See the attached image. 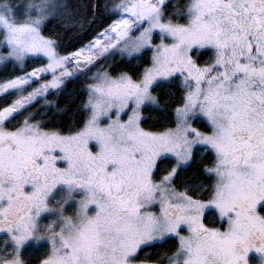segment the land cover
Instances as JSON below:
<instances>
[{
	"label": "snow or ice",
	"instance_id": "obj_1",
	"mask_svg": "<svg viewBox=\"0 0 264 264\" xmlns=\"http://www.w3.org/2000/svg\"><path fill=\"white\" fill-rule=\"evenodd\" d=\"M103 13L66 51L48 25L83 28L68 0H0V69H14L0 79V264H264V0ZM149 52L142 70L111 63ZM81 77L78 124L50 127L48 96ZM145 112L172 126L147 129ZM201 152L210 163L177 186Z\"/></svg>",
	"mask_w": 264,
	"mask_h": 264
},
{
	"label": "trees",
	"instance_id": "obj_2",
	"mask_svg": "<svg viewBox=\"0 0 264 264\" xmlns=\"http://www.w3.org/2000/svg\"><path fill=\"white\" fill-rule=\"evenodd\" d=\"M68 2L73 12L77 13L76 19L83 23V28L81 29L79 24L75 22H66L61 24L58 21H54L52 24L48 25V32L58 39L63 50L75 51L77 48L91 40L97 32L101 31L103 27L107 25V21L104 19L103 7L108 0H97L100 4V9L97 11V19L94 23H87L83 21L84 17H87L89 21L91 20V14L87 5L90 3L94 4V0H68ZM171 3L173 4L172 0ZM183 3L184 0H181L180 4ZM149 58L150 52L143 60H134L130 66L126 67L127 61L121 62L119 56H117L115 60L111 61V63L116 71H131L133 68L142 70V68L146 66ZM205 59H207V57H204L201 62ZM10 72L11 67L7 69H0V77H8L11 75ZM82 80L83 77H81L80 80L73 79L67 83L61 94L48 96L49 100L54 101V103L58 105V109L54 108L51 111L45 109V111H47V115L44 116L43 119L50 122V127H61L67 129L74 123L78 124L82 117V113L78 112L77 109L79 108L81 101L86 99V96L82 91ZM175 96L178 99L179 93L176 92ZM41 104H43V101H41ZM37 107H40V105H37ZM144 115L148 117V123L144 126L149 130L159 131L162 130L164 126H172L170 120L159 119L158 113L145 112ZM209 163L210 158L207 153L204 156L197 154L193 165L185 172H182L180 177L177 179V186L190 179L193 174L200 170L202 166L208 165ZM201 179H204V177L202 176ZM205 183H211V181H205ZM173 244V241H169L163 247L149 248L147 249V252L153 257L157 254H170V249H172Z\"/></svg>",
	"mask_w": 264,
	"mask_h": 264
},
{
	"label": "rangeland",
	"instance_id": "obj_3",
	"mask_svg": "<svg viewBox=\"0 0 264 264\" xmlns=\"http://www.w3.org/2000/svg\"><path fill=\"white\" fill-rule=\"evenodd\" d=\"M173 1V4H176L177 2H181V0H172ZM184 2H185V0H184ZM158 42V41H157ZM150 55H151V53H150ZM206 60V59H205ZM203 63V62H202ZM29 71L31 70V66H29V69H28ZM12 71H14V69H12L11 68V72ZM10 72V73H11ZM5 78H11V75L10 76H8V77H0V79H5ZM50 78V77H49ZM200 156H204L206 153H203V152H201V153H198ZM149 264H155L154 262H149Z\"/></svg>",
	"mask_w": 264,
	"mask_h": 264
},
{
	"label": "water",
	"instance_id": "obj_4",
	"mask_svg": "<svg viewBox=\"0 0 264 264\" xmlns=\"http://www.w3.org/2000/svg\"><path fill=\"white\" fill-rule=\"evenodd\" d=\"M94 3H97V0H94Z\"/></svg>",
	"mask_w": 264,
	"mask_h": 264
}]
</instances>
